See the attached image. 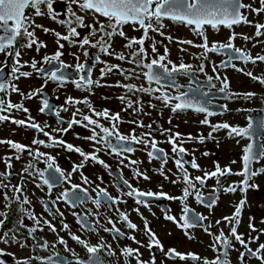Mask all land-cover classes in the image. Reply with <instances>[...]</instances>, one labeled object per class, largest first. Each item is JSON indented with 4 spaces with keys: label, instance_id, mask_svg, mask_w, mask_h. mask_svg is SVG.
I'll return each instance as SVG.
<instances>
[{
    "label": "flooded vegetation",
    "instance_id": "1",
    "mask_svg": "<svg viewBox=\"0 0 264 264\" xmlns=\"http://www.w3.org/2000/svg\"><path fill=\"white\" fill-rule=\"evenodd\" d=\"M242 2L247 5L246 0ZM54 8L58 13H63L66 8V4L62 0H56ZM74 11L78 15L85 16V23H92V15L85 14L81 12L75 5L73 6ZM46 11V10H45ZM242 12L247 16L248 20L249 14H254L255 12L250 11L248 8L242 9ZM26 15L32 16L35 24L43 25L45 28L54 29L56 32L61 34H67V29L65 26L49 19L47 16L35 17L34 12L31 9L26 10ZM59 18L64 19L65 17L61 15ZM101 21L107 22L103 17L100 18ZM164 23L167 25L164 30L165 36H172L173 41L169 42L164 37L156 33H149V36L157 42L158 52L153 54L151 52L150 45L152 39L145 41L144 47L148 50L149 57L154 58L156 55L164 54V48L167 46L169 49L168 59L174 63L179 64L181 60L184 63L193 65L194 70L198 68L200 63L205 64V72L200 73L199 71H194L190 75H176L175 83L181 86L179 91H187L188 86L191 84L193 86H198L204 92H208L211 84L216 87L209 92L207 96L201 95V93H190V99L199 100L201 103H205V106L209 108L214 115L208 117L210 124L215 125L219 123L227 122L232 126L247 127L249 123V118L253 122V136L252 139L247 137H234L229 138L227 135V130H219L213 133L212 139H206L204 143H199L196 140L185 142L183 147L188 151V155L184 156L185 160H191L193 156L196 162L200 166V170L191 169L188 167V172L192 177L202 176L204 171H213L216 164L218 163L221 168L230 167L232 171L239 172L242 169V155L244 147L253 143L254 147H258L261 142H264V130L259 128V121L264 118V85H261L257 81H253L250 77L243 74L242 72L236 71L231 66H220L222 61L226 60V55L223 53H208L207 59L201 60L197 57L201 54L202 49L193 47L187 44H178L177 40H191L194 44L202 43L200 37L193 34V32L184 26L175 24L171 21L165 20ZM256 23L264 24V12L263 19L261 21L253 22L252 26L250 24H241L234 26L233 29H227L223 26L219 30H228L237 33V38L234 41L236 47L242 48L249 52L253 57L257 55H264V36H255ZM247 26L248 29H245ZM250 26V27H249ZM29 30H32L31 28ZM124 32L127 37L140 38L143 34L142 30H134L132 25H125ZM80 32V37L88 34L87 28H78ZM264 31V29H262ZM209 32L215 33L218 31L212 30L210 27L207 29V36L209 43L213 41L227 42V40H221L217 38H211ZM2 34V33H0ZM249 36L250 40L245 41L241 36ZM35 36L39 41L44 42L47 47L41 48L39 52L36 51L35 45L33 48H25L23 45L26 43V39L21 37L18 38L14 51L19 50L21 52V63L26 64L25 67L21 68V71L32 72L29 78L21 77L19 80L13 79V74L11 72L14 57L7 56L6 54L0 53V67L4 69L3 73H0V82H10L17 84L20 92L29 93L41 87L44 84L45 77L41 76L35 72L31 67V61L35 59L38 68H43L46 71L54 70L53 65H49L42 62L45 55H52L57 50V44L55 43V36L50 33H44L42 29L35 28ZM96 38L94 37L93 40ZM64 43L63 56L61 60L71 65L67 69H62V73L68 77V80L64 82L61 86L58 82L48 81L47 85L43 88V93L41 96H35L32 99H25L18 93L12 92L8 89L6 92H0V98L11 101L12 103H22L24 107L29 109V113L26 114L22 111H17L15 109L11 112H3L0 115H10L15 119H27L30 114L36 122H38L41 127H45V131H49L57 139H63L67 143L74 146L82 148L85 152L91 153L94 147L101 148V151L97 153L99 159L103 160L108 168L103 165L89 161L85 166L80 169L79 172H72L74 164H79L82 157L76 152L65 151L63 148H48L43 145H32L33 138L46 140L47 138L42 134L38 133L36 130L18 127L17 125L11 123L10 121L0 122V140H12L19 142L30 147L39 148V151L48 153L55 157L58 166L65 171V173H71V183L62 181L61 183L55 185L51 192L46 186H43V190L38 188L36 185L42 184L39 178L35 180L33 177L24 174L23 175V187L24 194L28 196L31 200V205H24L29 211H33L37 216H41L48 219L57 229L56 233L51 232L47 226L41 223L43 231H37V233L29 236L26 229L20 228L16 233L17 238L21 243L25 244V247H21L16 243L9 242L7 244L0 242V249L9 255L0 257L4 259L7 264H16L17 260L30 259V264H42V261L46 260L47 257L51 256L56 258L57 254L63 264H76V260L88 261L89 254L86 249L73 241L68 234L80 236L82 239L88 241L92 245L100 243V238H103V242L106 245H111V250L107 247L102 249L98 255L100 257L101 263L103 264H137L136 260L132 257H125L122 253V249L125 247H131L133 249L138 248L141 254L140 259L143 261H151L153 256L155 258V264H203V259L213 260L216 256V252L210 247L213 243L214 235L219 234L222 229L225 235L229 234V224L223 220L224 217H230L235 211V205L239 204L240 200L245 198L246 204L242 208L240 224L238 226V233L243 234L245 240L249 236L259 235V240L256 243H251L249 246L255 250L260 243H264V234H260L259 230L264 229V174L258 175L250 181V183L257 184L258 189H249L246 194L241 193L237 190L235 193H226L220 191L216 205L209 209L204 204H200L196 201L194 195L188 197L186 200L187 206L193 210L195 214H202L208 219L203 222V227H208L211 225L210 231L213 236L206 234L203 227H195L189 229L188 232L193 239H189L184 230L177 227L171 221L165 219V215H173L177 219L180 218L182 214V208L184 204L179 200H169L166 198H142L147 201V206L144 204H137L135 198L123 195L129 191V188L123 184L122 180H127L129 184L141 191H163L170 196H181L182 188L184 185L182 183L173 184L171 181L176 179L177 168L172 159V146L167 143V135L160 134V128L168 129L171 128L172 132H179L182 137L186 138L189 134L193 137H198L203 134L204 137H208L209 132L212 131L209 125L201 124L200 121L205 118L204 113H197L192 110L178 112L173 114L170 108L165 107L161 101L154 98L156 95H160L159 92L149 95L144 93H128L126 89L121 87H116L118 82L121 84L132 83L138 87L143 85L144 87H149L146 79L141 75L139 78L125 79L124 75H121L117 71L108 73L101 78V68H105L106 65H120L123 69H132L135 67L133 64H129L126 60L120 61L115 58V56H108L99 53L97 49L88 48L89 57L86 58L83 55V50L79 48L78 45H70L68 42L61 41ZM127 41L119 36L113 37L112 49L115 53H123L126 57L130 56L133 49H128L125 47ZM87 47V46H86ZM138 47V46H134ZM181 48L187 49V51H180ZM75 54V56L73 55ZM95 55H100L101 61L104 63H97L95 67L92 68L91 77L94 81L99 80L102 85H113L97 87L92 86L91 91L85 90L83 88H76L75 84L72 82L78 79V74L75 70V64L77 60L76 56L79 57V62L83 63L87 60L88 66L93 63L92 58ZM233 63L236 64L237 68H243L244 72H252L254 76H264V62L257 61L255 64L251 62L245 64L239 60H234ZM55 67H59L58 63H55ZM217 67V72L212 71L213 66ZM142 70L136 68V72L139 73ZM147 71V69H143ZM215 77L217 74L221 77L220 80L213 79L210 83L206 79V75ZM86 75V73H84ZM224 77H227L230 87L229 92L239 93V96H232L228 98L224 93L218 91L221 86V81ZM166 81H162V85L165 86L164 90L168 92L169 95H176L177 89L175 87H167ZM151 87H158L154 82ZM253 92L255 96L252 99H245L242 94ZM127 95L128 99L136 101L139 100L142 105V111H135L133 108H127L126 103H122L119 99L120 96ZM68 97H72L74 100H84L85 98L91 103L92 107L97 111H102L108 109L110 115L119 113L120 122L118 123V130L123 135H129L135 129V135L140 136L141 133L149 131L147 127H138L133 121L142 122L144 125L151 124L154 138L159 142L158 147L162 148L165 153L168 154L169 159L167 164L163 165V171L168 179H165L164 175H160L159 169H161V160L154 159L150 160L147 156V150L141 144H128L126 146L132 147L135 150L131 153H124L123 156H118L112 154L110 149L104 148L102 145H94L93 142L83 139L91 135L88 129H85L79 125H74L67 133H56L52 132V129L58 128L61 125L58 123L57 117L46 110L44 113L38 111L41 106L42 99H47L51 105L56 109H60L61 106L68 108V111H61L60 117L63 121H68L72 119L73 112L80 109L82 112L92 115V112L85 107L83 104H71L66 105L65 101ZM107 97V99H105ZM206 101H212L211 103H206ZM150 105H154L151 107ZM224 105L227 106L225 111ZM77 119H80L79 113H77ZM101 124L105 127H111V121L106 120L102 117H95ZM171 118V124H169V119ZM63 127L67 128V123L63 124ZM99 131V129H97ZM80 138H77V137ZM112 144H117L114 137L110 138ZM208 153V155H204ZM15 150L10 149L7 144H0V173L11 172V175L7 179L3 180V183L11 185H18L21 183V174L24 167L32 159L27 152H25L20 160L12 159L10 169H7L4 163L5 158L9 156H14ZM126 157V158H125ZM123 159V165L120 163ZM134 160L138 163L132 165L129 161ZM235 161V163H233ZM35 167L41 170L46 168V164L41 159L39 162H34ZM126 165V166H125ZM264 167V159L260 160L258 163H253L252 168L257 169ZM134 170H139L145 173L149 179L145 180L143 177H134ZM81 173L88 177V183H84L81 178ZM122 177V179H121ZM243 179L239 175H228L221 178L223 186L227 187L233 183H239ZM71 184H78L82 189H87V193H80L85 196V200L78 203L75 207L70 206L69 203L64 200L56 202V208L63 213V217L60 215L50 216L44 211V206L41 204V200H56V197L60 196L65 190L71 189ZM162 186V187H161ZM216 186V179H208L206 185L201 189L202 194L208 197L212 192V189ZM199 188V184H197ZM100 188L106 189L108 194L112 197L119 198L120 203L113 204L109 208L108 204L110 202H105L101 198V206L96 207L93 202L97 199V192ZM3 192H7L9 197H14V193L11 187L0 190V212H7L8 219L4 223L3 227L0 228V235L4 232H9L10 229H14L16 226V221L20 217L19 205L12 199L8 202L5 201ZM23 196H21V200ZM9 203L10 207H5V204ZM124 212L128 215L129 220L137 225L136 230H132L126 227V224L120 221L119 212ZM138 209V212L135 210ZM55 212V208H53ZM73 212L80 214L81 218L87 216V222L89 224H95L96 220H99V224H96L97 231H88L81 228L80 224L77 223V217L73 215ZM89 213H94L91 215ZM191 215V213H190ZM111 218L115 223L116 227L121 228V231L125 233L123 237L113 238L115 234H109L104 231L105 227H112V225L107 223V219ZM252 219V223L257 229L256 232L250 231L248 225L249 220ZM0 219H3L0 216ZM61 219L64 223L69 225L68 230H63ZM145 220L148 226L155 233L156 237L159 239L163 246L164 251L153 247L151 250L147 247L149 243V236L145 233ZM220 220L219 225L216 221ZM24 223L28 226H33V221L25 217ZM58 236L63 237L67 241V249L64 245L58 243ZM135 236V243L128 237ZM231 239V238H230ZM44 241L48 242V247L45 248H33L34 244H43ZM232 244L234 246L233 251L229 253V260L231 264H240L238 259L239 252L244 251V249L232 239ZM176 249L180 253H194L197 254L202 259L200 261L195 260H180L179 258H167L165 252L168 249ZM14 254V255H12ZM40 257L41 259H36ZM245 264H260L258 260L252 257L245 258Z\"/></svg>",
    "mask_w": 264,
    "mask_h": 264
},
{
    "label": "snow or ice",
    "instance_id": "2",
    "mask_svg": "<svg viewBox=\"0 0 264 264\" xmlns=\"http://www.w3.org/2000/svg\"><path fill=\"white\" fill-rule=\"evenodd\" d=\"M62 2L66 4V8L63 13H58L54 8L56 0H0V33H2L0 34V53L15 58L11 69L14 80H19L21 77L29 78L32 75V72L21 71V68L25 67L26 64L21 63V52L19 50H13L18 38L23 37L26 39V43L23 45V47L31 49L35 45L36 51L39 52L41 48L47 47L44 42L39 41L35 36V28H40L46 34L51 32L55 36V43L57 44V50L55 53L50 56L45 55L42 59L43 63L53 65L54 70L46 71L43 68H38V62L35 59L31 61L30 67L38 74L45 77L44 84L41 85L40 88L25 94L20 92L17 84L10 82H0V92H6L8 89H11L12 92L18 93L25 99L30 100L35 96L42 95L43 88L47 85L49 80L58 82L61 86H63L64 82L68 80V77L65 76L61 70L72 66L64 63L61 60V57L64 54L63 51H61L64 48V43H61V41L68 42L70 45L74 46L78 45L79 48L83 50V55L86 58L89 57V51L87 50L89 47L97 49L99 53L108 56H115V58L120 61L126 60L129 64L135 65V67L132 69H123L118 64L106 65L105 68H101L100 70L101 78L113 71H117L121 75H124L125 79L139 78L142 75L148 82L149 87H144L143 85L138 87L132 83L121 84L119 82L114 86L124 88L128 93H144L153 95L159 92L160 95H156L154 98L161 101L165 107L170 108L173 114L187 110H192L197 113H204L205 118L201 120L200 123L209 125L212 129V131L209 132L207 138L204 137L203 134H200L198 137H193L191 134H189L186 138H184L182 137L181 133L172 132L171 128H160V134H166L167 143L172 146V159L177 168V174L176 179H173L171 182L173 184L182 183L184 185L181 196H170L163 191H141L129 184L127 180H122L123 184L129 188V191L123 193V195L133 197L135 198V202L137 204H144L145 206H147V201L142 198H166L169 200L181 201V203L184 204V207L182 208V214L180 218L177 219L173 215L166 214L165 219L176 224L177 227L184 230L185 235L189 239H193L194 237L190 235L188 230L195 227H203V222L208 218L202 214H195L193 210L187 206L185 202L188 197L194 195L198 203L204 204L207 208L212 209L216 205L218 199L217 194L220 191L226 193H235L237 190H239L241 193L246 194L249 189H258L259 186L254 183H250V181H252L254 177L264 174V167L253 169L252 164L258 163L260 160L264 159V142H261L258 147H254L253 143H249L244 147L241 158L242 169L239 172L234 173L230 167L221 168L217 163L213 171H204L202 176L192 177L190 175L188 172V167L191 169L200 170V166L196 162L194 156L190 161L184 159V156L188 155L187 149L183 147L185 142L196 140L199 143H204L206 139L214 138L213 133L219 130H227V135L229 138L247 137L252 139V129L254 127L253 122L251 118H249L247 127L232 126L227 122L211 125L208 117L214 115V113L205 106V103H201L196 99H190L189 94L199 92L201 95L207 96L209 92H211V90L216 86L211 84L208 92H204L198 86H193L190 84L187 91H179L181 86L176 85L175 83L176 75H190L193 74L194 71L204 73L205 64L203 62L200 63L198 68L194 70L193 65L184 63L182 60L179 64L174 63L168 59L169 49L167 46L164 48V54H159L152 58L149 57L148 50L144 47V45L146 40L152 39L149 36L150 32L159 34L169 42L173 41V37L170 35L165 36L164 32L167 27L164 21L168 20L175 24L189 28L194 35L201 38L202 43L200 44H194L191 40L176 41L178 44H187L202 49V52L197 57V59H207L208 53H223L226 55V60L222 61L220 66H231L236 71L242 72L243 74L250 77L253 81H257L261 85H264V76H254L250 71L244 72L243 68H237L236 64L233 63L234 60H239L245 64L249 62L255 64L257 61L264 62V55H257L253 57L246 50L236 47L234 45V41L237 38V33L234 31L229 35L227 42L213 41L211 44L209 43L208 36L206 34L209 27L212 30L219 31L221 26L227 29H233L234 26L237 25L251 24L252 22L248 20L247 16L242 12V9L248 8L250 11L257 14L264 12V0H259L261 5L259 8H253L251 5H245L242 0H62ZM74 5L81 12L85 14L90 13L93 17V22L86 24L85 16L78 15L73 9ZM28 9L33 10L35 17L47 16L49 19L59 23L62 26H65L67 29V34H61L60 32H56L54 29H48L43 25L35 24L32 16L26 15V10ZM61 15H63L65 18H59ZM101 17H103L107 22L105 23L101 21ZM125 25H132L133 29L137 31L142 30V36L140 38L127 37L123 30ZM254 27L256 29V37L264 36V31H262V29H264V24L256 23ZM30 28L32 30H29ZM78 28H87L89 30L88 34L81 38ZM115 36L124 38L127 41L125 47L128 49H133L129 57H126L123 53H115L113 51L112 41L113 37ZM94 37L96 38L95 40H93ZM241 38L245 41L251 39V37L244 35H242ZM134 46L138 47L134 48ZM150 48L153 54L158 52L157 42L154 39H152ZM180 51L184 52L187 51V49L181 48ZM73 55L75 56V54ZM75 59L77 60V63L74 67L76 72L80 74L77 80L72 81L76 88H83L85 90L91 91L93 85L97 87L113 86L102 85L99 80L94 81L91 77V71L92 68L95 67V64L104 63L101 61L100 55H95L92 58L93 63L91 66H88L87 60H85L83 63L79 62L78 56H76ZM54 62L58 63L59 67H55ZM220 66L214 65L212 71L216 73L217 67ZM136 68H140L142 71L137 73ZM143 69H147V71H143ZM3 71L4 69L0 67V73H3ZM84 73H86V75ZM205 75L209 83L214 78L217 80L221 79L219 74H217L215 77L207 75L206 73ZM162 81L168 82L167 87H175L177 89V94L174 96L169 95L168 92L164 90L165 86L162 85ZM153 82L158 87H151ZM229 87V81L227 77H224L221 81V86L219 87L218 91L220 93H224L228 98L241 95L239 93L229 92ZM242 95L245 99L250 100L255 96V93L248 92ZM105 99H107V97H105ZM119 99L122 103H126L127 108H133L135 106V111H142V105L139 100H130L128 99L127 95L120 96ZM211 102L212 101H206V103ZM65 104H83L92 112V115L86 114L80 109H77L76 112H73L72 119L65 122L60 117V112H66L68 111V108L61 106L60 109H56L49 103L47 99H42L41 106L39 107L38 111L40 113H44L46 110H48L49 112L53 113L57 117L58 123L61 125L58 128L52 129V132L67 133V131H69L74 125H79L91 132V135L83 137V139L93 142L94 145H102L104 148L110 149L112 154L118 156H123L124 153H131L135 150L134 148L128 147L126 145L141 144L144 146V149H150L147 150V156L150 160H161V169L158 171L160 175H164L165 179H168V176L164 174L163 165L167 164L169 156L162 148L158 147L159 142L153 136L151 124L144 125L142 122L133 121L132 123H136L138 127H147L149 131L141 133L140 136H137L135 135V129H133L131 134L123 135L119 132L117 126L121 119L119 113L110 115L108 109L97 111L92 107L91 103L86 98L81 101L74 100L72 97H68L65 101ZM150 106L154 107V105ZM223 107L226 111L227 106L224 105ZM13 109L22 111L26 114L29 113V109L24 107L22 103H12L11 101H6L0 98V113L11 112ZM77 113H79L81 117L80 119L76 118ZM93 116L102 117L111 121V127H105L99 122L98 119H94ZM3 121H10L18 127L36 130L38 133H42L47 138V141L33 138L32 145H43L48 148L59 147L63 148L65 151L76 152L79 154V156L82 157V160L79 164L73 165V173L79 172L80 169H82L89 161L108 168V165L103 160L99 159L97 155V153L101 151V148L94 147L93 152L88 153L80 147L67 143L62 138L57 139L52 135L51 132L45 131V127H47V125H45V127H41V125L36 122L30 114L27 116V119H15L10 115H0V122ZM64 123H67V128L63 127ZM169 124H171V118L169 119ZM259 128L264 130V118L260 119ZM97 129H99V131H97ZM112 137L116 139L117 144L114 145L111 143L110 138ZM77 138L80 137L78 136ZM0 144H7L10 149L15 150L14 156H9L4 160L7 169L12 167L11 161L13 158L20 160L21 156L25 152H27L32 158L24 167L21 174V183L18 185L10 186L9 184L3 183V180L7 179V177L11 175V172L0 173V190L11 187V190L14 193V197H9L7 192H3L5 201L8 202L14 199L19 205L18 210L21 214L16 221V226H14V229H10L9 232H4L3 235H0V242L7 244L11 241L21 247H25L26 245L21 243L16 235L20 228L26 229L29 236L37 233V231L44 230L43 227H41V223L47 226V228L53 233H56L57 229L50 220L41 216H37L33 211H29L24 207V205H31V200L27 195L24 194L23 175L27 174L33 177L34 180L39 178L42 181V184L38 183L36 186L41 188V190H43V186H46L50 193L51 189L62 181L71 183V173H65V171L62 170L56 163L55 157L48 153L39 151L38 147L33 148L12 140H0ZM204 155H208V153H204ZM41 159L46 164V168L43 170L36 168L34 163L39 162ZM120 163L123 165V159H121ZM129 163L135 165L138 162L131 160ZM233 163H235V161H233ZM186 165L188 167H186ZM228 175H239L242 176L243 179L239 183H233L225 187L222 184L221 178ZM141 176L145 180L149 179L145 173H142L139 170H134V177ZM81 178L84 183L89 182L88 177L84 176L83 173H81ZM212 178L216 179V186L212 189L210 195L205 197L202 194L201 189L206 185L207 180ZM197 184H199V188L197 187ZM82 192L87 193V189H82L78 184H71V189L65 190L60 196L56 197V200H41V204L44 206V211L48 213V215H60L63 217V213L59 211V208H56V202L64 200L65 202L69 203L70 206L75 207L78 203L83 202L86 198L80 194ZM21 196H23L22 200ZM101 198H103L105 202H110L108 204L109 208H111L113 204L123 202L120 201L119 198L110 196L106 189L100 188L97 192V199L93 201L97 208L101 206ZM245 204L246 195L245 198L240 200L239 204L235 205V211L233 215L223 218V220L230 226L228 235H225L222 229L219 231V234L214 235L210 231L211 225L208 227H203V230L206 234L210 236L214 235L213 243L210 245V247L214 252L217 253L213 260L203 259V264H231V261L229 260V253L230 251L235 250L232 244V239H234L235 242H237L244 249V251L239 252L238 259L240 264H245L246 257L255 258L260 262V264H264V243H260L255 250L249 246L251 243H256L259 240V235L249 236L248 239L245 240L243 234L238 233L237 230L240 224L242 208ZM5 207H10V204L6 203ZM53 208H55V212L53 211ZM135 210L138 212V209ZM117 211L119 212L120 221L125 223L127 228L132 230L137 229V225L129 220V217L126 213L121 212L118 209ZM89 214L95 215L94 213ZM73 215L77 217V223L80 224L81 228L92 232L97 231L96 224H99L98 219L96 220L95 224H89L87 222V216L81 218L80 214L75 212H73ZM0 216L3 217V219H0V228H2L8 219V214L7 212H0ZM25 217L33 221V226H28L24 223ZM252 219L254 218H250L248 227L250 231L256 232L257 229L252 223ZM107 223L112 225V227H105L104 231L108 232L109 234H115L113 236L114 239L125 236V233L121 231V228L116 227V223L111 218L107 219ZM144 223L145 233L150 238L147 247L149 250L155 247L163 252L164 249L159 239L148 226L146 220ZM220 223V220L216 221L217 225ZM262 223H264V221H262ZM61 224L63 230L69 229V225L64 223L63 219H61ZM259 231L260 234H264V229ZM68 234L73 241L79 245H82L89 254L87 262L76 260V264H101L98 253L105 247L111 250V245H106L103 242L102 237L100 238V243L92 245L78 235L72 234L71 232ZM128 238L139 244V241H136L135 236H130ZM58 243L64 245L65 249L68 250L67 241L63 237L58 236ZM47 247V241H44L43 244L33 245L34 249H46ZM122 253L125 257L134 258L137 264H155L154 256L151 261L141 260V254L138 248L133 249L131 247H125L122 249ZM5 255L9 254L0 249V257ZM165 256L167 258H179L180 260L200 261L202 259L197 254L180 253L174 248L168 249L167 252H165ZM30 259L31 258L17 260L16 264H30ZM36 259L41 258L36 257ZM0 264H7V262L4 259H0ZM42 264H63V261L60 260L59 255L57 254L56 258L51 256L47 257L46 260L42 261Z\"/></svg>",
    "mask_w": 264,
    "mask_h": 264
},
{
    "label": "rangeland",
    "instance_id": "3",
    "mask_svg": "<svg viewBox=\"0 0 264 264\" xmlns=\"http://www.w3.org/2000/svg\"><path fill=\"white\" fill-rule=\"evenodd\" d=\"M246 2H247V5H251L253 8H259L261 6L260 3H259V0H246ZM248 17H249V21L252 22L250 24V26H252L253 22H256V21H261L262 22L263 12H261L259 14H257V13L249 14ZM245 29H248L247 26H246ZM208 34H209V36L211 38L227 40L231 33L228 30H219L218 32H215V33L209 32Z\"/></svg>",
    "mask_w": 264,
    "mask_h": 264
},
{
    "label": "water",
    "instance_id": "4",
    "mask_svg": "<svg viewBox=\"0 0 264 264\" xmlns=\"http://www.w3.org/2000/svg\"><path fill=\"white\" fill-rule=\"evenodd\" d=\"M54 258V257H53ZM101 264H103V263H101Z\"/></svg>",
    "mask_w": 264,
    "mask_h": 264
}]
</instances>
